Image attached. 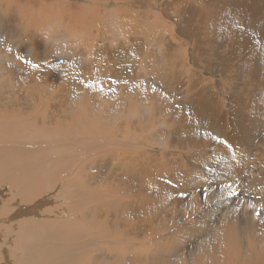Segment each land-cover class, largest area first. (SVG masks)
I'll use <instances>...</instances> for the list:
<instances>
[{
	"label": "bare ground",
	"instance_id": "6f19581e",
	"mask_svg": "<svg viewBox=\"0 0 264 264\" xmlns=\"http://www.w3.org/2000/svg\"><path fill=\"white\" fill-rule=\"evenodd\" d=\"M0 264H264V0H0Z\"/></svg>",
	"mask_w": 264,
	"mask_h": 264
}]
</instances>
